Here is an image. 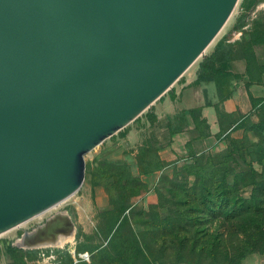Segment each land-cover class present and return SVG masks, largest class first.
Segmentation results:
<instances>
[{
	"label": "water",
	"instance_id": "95a60500",
	"mask_svg": "<svg viewBox=\"0 0 264 264\" xmlns=\"http://www.w3.org/2000/svg\"><path fill=\"white\" fill-rule=\"evenodd\" d=\"M235 2L0 0V233L72 194L83 155L172 85ZM56 224L70 229L41 231Z\"/></svg>",
	"mask_w": 264,
	"mask_h": 264
},
{
	"label": "trees",
	"instance_id": "16d2710c",
	"mask_svg": "<svg viewBox=\"0 0 264 264\" xmlns=\"http://www.w3.org/2000/svg\"><path fill=\"white\" fill-rule=\"evenodd\" d=\"M254 26L249 38L238 50L243 54L249 53V56L244 58V73L248 81L260 82L258 69L252 68L250 45L264 40V22H257ZM231 51L229 48L220 52L217 57L213 53L203 56L197 64L193 83L212 72L215 61L231 58ZM214 107L219 129L222 130L224 126L221 124V118L226 114L217 105ZM146 113L148 121L153 120L154 116L150 110ZM258 127L264 129V122ZM146 157H149L150 161L146 162ZM135 161L142 172L156 170L162 166L155 148L147 140H142L138 146ZM254 161L260 165L259 171L249 163L246 171L232 174L231 180L225 178L226 172L217 178L215 172L205 176L204 171L199 173L195 170L190 173L188 169L182 177L184 183L174 185V191L168 190L170 196L163 199L171 202L173 209L161 215L156 209L163 205V201L157 204L147 203L145 208L135 210L130 199L136 196L145 184L133 176L129 169L124 168L121 162L116 161L112 165V162L105 161L100 172L101 177L109 178V181L102 185L107 194L108 207L101 213L104 216L103 236L108 238L105 244L93 248L87 264H239L247 253H264V185L259 186L256 193H250L247 197L237 193L240 183L243 186L256 184L261 180L264 182V159L256 158ZM87 171V164L84 163V175ZM189 175L191 178L187 182ZM255 175L260 180L253 181ZM161 177L162 174L158 177V182ZM158 189H154L157 198L160 196ZM228 205L231 209L225 210ZM215 206L217 209H214ZM197 209L201 215H195L194 211ZM131 216L134 217L133 220H130ZM207 217L217 219L218 224L231 220L230 226H223L222 229L195 227L198 220H205ZM133 223L139 225V229L135 230ZM229 234L240 235L241 241H226L225 237ZM7 247L10 257L14 258L13 251L17 248L11 245ZM167 248L172 251L171 257L165 255ZM66 257L68 264H77L71 261L68 254ZM19 263L24 264V260Z\"/></svg>",
	"mask_w": 264,
	"mask_h": 264
},
{
	"label": "rangeland",
	"instance_id": "374dc122",
	"mask_svg": "<svg viewBox=\"0 0 264 264\" xmlns=\"http://www.w3.org/2000/svg\"><path fill=\"white\" fill-rule=\"evenodd\" d=\"M257 22H264V0H236L229 16L210 43L204 48L203 53L188 67L196 66L205 55L213 53L217 57L220 52H225L229 48L232 50L230 53L231 58H241L244 61V58L246 55L249 56V53L243 54L238 49L249 38V33L254 30V25ZM250 53L253 58L252 68L258 69V79L264 83V40L251 43ZM241 55H244V57ZM176 80L170 87L173 86ZM167 90L163 93L167 92ZM150 108L151 104L135 118L102 139L83 155L88 171L83 176L79 187L72 194L19 225L0 233V264H22L19 263L20 260H24V263L26 262L27 264H68L67 254L71 257L73 263L87 264L93 248L97 245L105 244L108 238L103 236L102 222L104 216L101 213L106 207L95 205L92 200L91 186L94 183L105 185L109 181L107 176L101 177L100 168L104 166L105 161L112 162V165L116 161L121 162L124 168L128 169V163L123 157V152L126 150L121 148L116 136L123 132L125 126L140 124V120L144 117L148 119V113L146 112ZM262 122H264V102H261L253 111L238 117L230 129L218 136L216 140L218 143L215 146L201 151L188 161L178 166L176 165V167L170 166L162 173L161 180L157 181L153 186V195L150 200L141 203L137 201V198L146 190L144 185L140 192L130 199L135 210H139L140 207L145 208L147 203L157 204L162 201L164 202L163 205L156 209L160 215L173 209L174 205L163 199L170 196L168 195V190L174 191V185H182L184 183L182 177L186 175L188 169L190 173L195 170L199 173L204 171L205 176L215 172L217 178L221 177L223 172H226L225 178L227 180H231L234 173L246 171L249 163L256 171H259L260 165L254 159H264V129L258 127ZM146 140L149 142L148 139ZM145 161H150L149 157H146ZM190 178L191 175H189L187 182L190 181ZM252 179L253 181L260 180L257 175ZM240 184L237 187V193L242 197H247L250 193H256L259 186L264 185V182L261 180L256 184L243 186ZM156 188H159L157 192H159L160 196L158 198L154 193ZM196 204L199 203L196 202ZM216 204L218 205V199ZM225 208V210L231 209L229 205ZM214 209H217V206ZM194 213L195 215H201L199 209L195 210ZM55 218L66 220L70 226V235L65 242L57 245H30L21 241L23 235L33 233L36 229L42 230V225ZM133 218L131 216L130 220H133ZM230 222L231 220H227L218 224L217 219L207 217L205 220H198L195 227L206 226L208 228L222 229L223 226L229 227ZM132 227L135 230L139 229V225L136 223H133ZM225 240L228 242L241 241V236L229 234L225 237ZM7 245L17 248L13 251L14 258L10 257ZM171 252L167 248L165 255L171 257ZM82 253H85V255H81ZM239 264H264V253H247L239 261Z\"/></svg>",
	"mask_w": 264,
	"mask_h": 264
},
{
	"label": "crops",
	"instance_id": "0c3cea01",
	"mask_svg": "<svg viewBox=\"0 0 264 264\" xmlns=\"http://www.w3.org/2000/svg\"><path fill=\"white\" fill-rule=\"evenodd\" d=\"M213 64L212 72L203 75L196 83L193 81L197 65L187 67L171 89L151 103L153 120L144 117L140 124L125 126L116 136L121 148L126 150L123 157L130 173L145 184L146 190L137 198L138 202L150 200L158 177L170 166H178L215 146L218 136L230 129L238 117L264 102V83L248 81L241 58L219 60ZM214 105L226 114V118H221L222 130L218 126ZM146 139L155 148L162 166L142 172L136 164L135 154L141 141ZM91 193L96 206L108 207L102 184L94 183Z\"/></svg>",
	"mask_w": 264,
	"mask_h": 264
},
{
	"label": "bare ground",
	"instance_id": "6f19581e",
	"mask_svg": "<svg viewBox=\"0 0 264 264\" xmlns=\"http://www.w3.org/2000/svg\"><path fill=\"white\" fill-rule=\"evenodd\" d=\"M62 227H63L62 225L56 224V225H53V227H49L48 229L44 231H41L40 229L39 230L36 229L33 233H26L25 235H23L21 241L26 243V240L29 239L27 244H30V245L61 244L65 242L69 238V235H70V229L69 228L63 229ZM25 237H27L28 239L25 240L24 239Z\"/></svg>",
	"mask_w": 264,
	"mask_h": 264
},
{
	"label": "built area",
	"instance_id": "2783aa9c",
	"mask_svg": "<svg viewBox=\"0 0 264 264\" xmlns=\"http://www.w3.org/2000/svg\"><path fill=\"white\" fill-rule=\"evenodd\" d=\"M81 255H85V253H82Z\"/></svg>",
	"mask_w": 264,
	"mask_h": 264
}]
</instances>
